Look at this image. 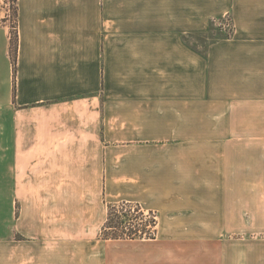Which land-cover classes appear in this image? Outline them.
<instances>
[{
	"label": "crops",
	"instance_id": "crops-1",
	"mask_svg": "<svg viewBox=\"0 0 264 264\" xmlns=\"http://www.w3.org/2000/svg\"><path fill=\"white\" fill-rule=\"evenodd\" d=\"M7 4L0 264H264V0ZM124 201L156 238L99 237Z\"/></svg>",
	"mask_w": 264,
	"mask_h": 264
},
{
	"label": "rangeland",
	"instance_id": "rangeland-1",
	"mask_svg": "<svg viewBox=\"0 0 264 264\" xmlns=\"http://www.w3.org/2000/svg\"><path fill=\"white\" fill-rule=\"evenodd\" d=\"M9 1L10 0H0V4L4 5L7 2L8 3L7 5H9V7L12 9V7L15 5V3H13L11 1V4H10ZM219 26L220 25H219L218 21L215 22L213 24V27L209 31L205 32L204 35H207L210 37H219L221 35L231 33V30H229L230 26L226 27L225 28L226 30H221L219 28ZM11 53L14 57L15 50L12 49ZM13 154H14V152H10V156L12 155L11 157H8V156L3 157L4 152H0V165L3 164L4 159H6V161L7 160H13ZM2 190H3V187L0 186V191H2ZM20 197L23 198V201L26 200L25 196L18 195V197H16V195L14 194V191L12 193H10L9 196L4 197V198L0 195V234L5 232V233H7V235H9L8 238L12 239V240L13 239H24V238H26L23 236V234L15 231L17 229V227H15V224H14L15 218L21 214L22 209H23V205H22L23 201H21ZM16 199H17V201H16ZM111 204L112 203L108 204L106 219L108 217L109 206ZM114 204H116L117 210L111 216L113 226H114V224H117L116 220H125V221H127L126 223L130 226H133L132 224L139 225L138 224L139 221L137 220L136 216L144 214V212H145V214H147L148 212H151V211H147V210L142 209L141 206L138 207L137 205H139V204H135L132 202L124 201V202L114 203ZM134 207H136L137 209L140 208V210L137 211V209ZM116 215L118 216L117 218H116ZM157 216H158V214H157ZM103 226H104V224H103ZM103 226H102L101 231L99 233V237H101V238H103L102 237ZM8 230H10V234L8 233ZM108 231H117V230H115L114 228L113 229L110 228V229H108ZM156 237H157V224H156L153 232H150V230H149L148 233L145 234L144 237H137V238H156ZM0 239H3V238L0 236Z\"/></svg>",
	"mask_w": 264,
	"mask_h": 264
},
{
	"label": "trees",
	"instance_id": "trees-1",
	"mask_svg": "<svg viewBox=\"0 0 264 264\" xmlns=\"http://www.w3.org/2000/svg\"><path fill=\"white\" fill-rule=\"evenodd\" d=\"M16 3V0H15ZM16 6V5H14ZM13 6V7H14ZM15 10V9H14ZM16 12V11H14ZM16 27V24H15ZM16 31V30H15ZM13 31L12 39H13V50H15V53H17V48H18V34L17 31ZM231 33H227L226 35H230ZM140 207V205H137ZM117 210L116 204H111L109 206V213L108 217L106 219V222L104 223L103 226V232H102V237L106 239H120V238H137V237H144L145 236V231L146 227L145 225H137V224H132L133 226L128 225L125 220H116L117 224L112 225V214L115 213ZM140 216V215H139ZM118 216L116 215V218ZM138 217V216H136ZM115 218V217H114ZM114 228L117 231H108V229Z\"/></svg>",
	"mask_w": 264,
	"mask_h": 264
},
{
	"label": "built area",
	"instance_id": "built-area-1",
	"mask_svg": "<svg viewBox=\"0 0 264 264\" xmlns=\"http://www.w3.org/2000/svg\"><path fill=\"white\" fill-rule=\"evenodd\" d=\"M11 1L13 3H15V0H10V4H11ZM136 208V207H134ZM137 209V208H136ZM140 210L137 209V211ZM137 220L139 221V224L140 225H145L146 227V231L145 233L147 234L148 231L150 230V232H153L157 222H158V216H157V213L155 211H151V212H148L147 214H141L140 216L136 217Z\"/></svg>",
	"mask_w": 264,
	"mask_h": 264
}]
</instances>
